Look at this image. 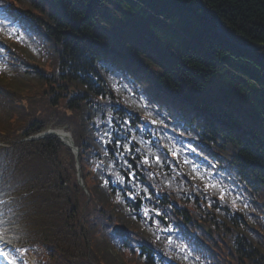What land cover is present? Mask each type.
<instances>
[{
  "label": "trees",
  "instance_id": "obj_1",
  "mask_svg": "<svg viewBox=\"0 0 264 264\" xmlns=\"http://www.w3.org/2000/svg\"><path fill=\"white\" fill-rule=\"evenodd\" d=\"M47 1L74 8L73 13L67 11L63 15L59 27L52 29L54 38L62 37L65 31L76 37L86 36L92 25L100 21L105 34L99 40L100 46L112 49L126 43L122 36L116 37L119 31L135 33L130 39L144 51L147 59L140 56L142 65L147 71H154L149 74L154 83L157 85V77L161 82L173 83L184 93L205 96L204 111L221 120L210 118L207 129L214 138L227 136L231 140L227 155L242 153L264 167V49L250 53L225 36L241 45H263L264 0H202L204 7L217 14L225 35L217 33L214 16L200 8L196 0ZM71 39L80 58L91 55L86 47L89 43L80 44ZM91 47L99 53L100 47L95 44ZM73 63L79 68L78 61ZM84 75L88 77V72ZM63 88L48 87L46 104L55 108L59 97L56 90ZM9 94L0 89V125L14 118L15 109L24 105L22 102L32 100L28 94H12L18 99L9 101L5 99ZM67 104L77 107L71 101ZM85 109L89 111L88 107Z\"/></svg>",
  "mask_w": 264,
  "mask_h": 264
},
{
  "label": "water",
  "instance_id": "obj_2",
  "mask_svg": "<svg viewBox=\"0 0 264 264\" xmlns=\"http://www.w3.org/2000/svg\"><path fill=\"white\" fill-rule=\"evenodd\" d=\"M197 2H198V5H200L201 0H197ZM211 13L215 15L218 31L221 32L220 31L219 19L217 18L216 13L215 12H211ZM263 47H264V45H261V46H252V47H249V49H251L253 51H257V50H259L260 48H263Z\"/></svg>",
  "mask_w": 264,
  "mask_h": 264
},
{
  "label": "snow or ice",
  "instance_id": "obj_3",
  "mask_svg": "<svg viewBox=\"0 0 264 264\" xmlns=\"http://www.w3.org/2000/svg\"><path fill=\"white\" fill-rule=\"evenodd\" d=\"M152 123H156V121H152ZM173 155H176V153H173ZM157 159H159V158H157ZM145 163H147V161H145ZM129 167H131V166H129ZM106 183H107V181H106ZM145 215H147V212L145 213ZM0 256H4L5 258H7V254L4 252H0Z\"/></svg>",
  "mask_w": 264,
  "mask_h": 264
}]
</instances>
